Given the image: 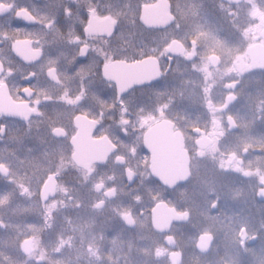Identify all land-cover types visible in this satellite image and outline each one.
Segmentation results:
<instances>
[{
    "label": "flooded vegetation",
    "instance_id": "obj_1",
    "mask_svg": "<svg viewBox=\"0 0 264 264\" xmlns=\"http://www.w3.org/2000/svg\"><path fill=\"white\" fill-rule=\"evenodd\" d=\"M0 168L5 259L258 244L264 0H0Z\"/></svg>",
    "mask_w": 264,
    "mask_h": 264
},
{
    "label": "rangeland",
    "instance_id": "obj_2",
    "mask_svg": "<svg viewBox=\"0 0 264 264\" xmlns=\"http://www.w3.org/2000/svg\"><path fill=\"white\" fill-rule=\"evenodd\" d=\"M12 245L9 244L5 249L12 250ZM1 251V250H0ZM188 252L190 254H188ZM184 254L188 257L196 255L198 259L196 264H221L223 259L225 264H264V232L260 235L258 244L246 249H240L233 242L228 245H220L214 243L209 251L204 254H195L191 249L186 248ZM226 259V260H225ZM25 260V259H24ZM21 259H5L4 254L0 253V264H24L27 261L20 263ZM191 259H183L182 264H194ZM29 264V263H26Z\"/></svg>",
    "mask_w": 264,
    "mask_h": 264
},
{
    "label": "water",
    "instance_id": "obj_3",
    "mask_svg": "<svg viewBox=\"0 0 264 264\" xmlns=\"http://www.w3.org/2000/svg\"><path fill=\"white\" fill-rule=\"evenodd\" d=\"M152 154H153L154 159H155V164L153 167H151V172L156 178H158L159 180H163L164 175H166L165 170H166L167 166L163 167L159 161L162 159L161 155H163L164 152L156 150V151H153ZM0 173L3 174L1 171V168H0ZM156 224H157V221L155 219H153V225L157 226ZM198 249L203 252L206 248L205 247H198Z\"/></svg>",
    "mask_w": 264,
    "mask_h": 264
}]
</instances>
